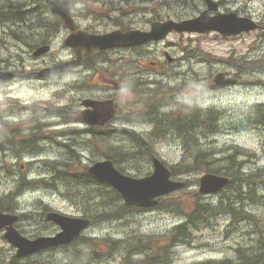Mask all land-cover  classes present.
<instances>
[{
  "label": "rangeland",
  "instance_id": "1",
  "mask_svg": "<svg viewBox=\"0 0 264 264\" xmlns=\"http://www.w3.org/2000/svg\"><path fill=\"white\" fill-rule=\"evenodd\" d=\"M206 39H202L198 36L188 37L187 43L182 49L173 50L172 54L176 58V63L172 67L165 66L164 71L161 75L157 76L154 74V69L150 66V62L155 60L153 54L150 50L142 49L132 60L131 58H126L129 62L131 69L137 71L139 79L148 76L154 84V88L157 93L163 91L171 90L172 92L178 93L181 91L183 94H187L190 99L198 101L199 106H211L215 108L216 113L221 121H226L227 116H229V123L225 129H222L220 133L208 136L203 142L216 147L225 146H240L247 152L255 151L258 155V160L252 162L249 165L251 170H259L264 166V130L254 131L251 130L248 125L240 126L239 124L248 123L247 119L250 117L252 112V107L256 103L264 101V84H261L257 79L264 81V67L258 68L256 70H251L253 65L251 62L250 49H248V43L240 46L239 42H234V46L230 44H223L221 46L209 45L205 43ZM2 51L4 45H0ZM189 48L186 51H194L192 56L186 61L184 66L183 62L186 60V54L184 53L185 48ZM261 54H264V48L258 49ZM184 54V55H183ZM115 60V58H113ZM241 59V60H237ZM105 68V67H103ZM114 69L116 67H113ZM172 69L173 77H168L169 69ZM238 68V69H237ZM220 71H229L230 73L240 74L242 78H247V80L242 84V87L235 89L234 86L229 88H223L217 85L212 86L211 81L216 74ZM208 79V82H205ZM255 79V80H250ZM140 84V82H138ZM29 90H34L35 87H26ZM41 88V87H37ZM194 93L196 95H194ZM190 119L185 120L188 123ZM223 124V123H222ZM181 134L185 132L184 128H180ZM154 148L156 152L164 159L165 162L173 165L183 154V146L179 141H170L167 145L164 142L154 143ZM188 156L194 155L198 151L194 150V153L188 152V147H185ZM200 149V148H199ZM192 151V149H191ZM206 151V150H205ZM204 153V151L202 150ZM90 153H88L89 155ZM204 154L208 155V152ZM41 157H57L56 154L50 150H47ZM59 157V156H58ZM82 163V162H81ZM0 165H3V158H0ZM134 168L131 165L126 164V170L132 174ZM0 169V196L4 197L5 192L2 189H7L9 186L10 176H2L3 172ZM6 178V179H3ZM194 180V177L192 178ZM224 196V195H222ZM208 201L211 199H207ZM253 206H245L244 208L236 209L237 217L234 219L233 215L222 216L220 214H214L212 212H207L206 219L203 220L205 228L202 230H197V233H193L192 243L187 244V246L177 248L175 255L174 264H206L208 260L212 259H223L227 254L232 253V248L234 246V239L227 241L223 236V231L225 229H230L226 227V221L230 226L232 221L239 220L242 224L245 219H251L254 213H262L264 204L262 208H252ZM71 213H76L75 210L69 211ZM31 216H27L29 218ZM183 218L168 214V213H155L154 215L139 214L131 225V222L126 221L128 227L126 228L122 222L117 224H112L102 228V233H113L117 234L119 230L123 233L122 236L126 235V230L128 233L131 231L140 232L136 229V226L142 229V234L155 237L151 241V246L153 252H157L160 246V239L163 236L169 235L176 224L180 223ZM219 224L216 226V224ZM40 225L35 224L25 230V237L29 240H34L38 236L39 230H41ZM206 229V230H205ZM231 233L233 231L231 230ZM111 235V234H110ZM228 237H231L228 236ZM236 240V238H235ZM43 242V241H40ZM238 243H244L250 246L248 242L256 245L255 242L247 241L243 242L241 240H236ZM27 247L30 243L25 244ZM2 252H5L7 248H0Z\"/></svg>",
  "mask_w": 264,
  "mask_h": 264
},
{
  "label": "trees",
  "instance_id": "2",
  "mask_svg": "<svg viewBox=\"0 0 264 264\" xmlns=\"http://www.w3.org/2000/svg\"><path fill=\"white\" fill-rule=\"evenodd\" d=\"M254 111L256 112L257 116H254L252 120H250L251 126L255 128H263L264 129V104H260L255 106ZM187 127V125L185 126ZM184 127V128H185ZM185 132L187 134H190L191 131L186 128ZM192 137H194V131H192ZM249 156V154H248ZM206 157H210L209 155L204 154L201 150H199L196 154H194L192 157H189L188 162L181 163L179 165V170L181 172H199V171H205V172H212V173H218V174H224L229 175L233 182L235 180L236 185L239 186V191L237 190H231L229 194L226 195L225 200L221 201L220 209L231 212L233 210L234 205L240 204L244 201L245 198L248 199H257L259 202L263 201V188H264V181L261 183H258V181H255L253 186H249V190H241L242 189V180L240 177V174L242 172V162L237 160L235 158V155H227L223 156L222 158L216 159L217 162L215 163H208L206 165V168L203 169L202 165L204 161L206 160ZM233 185V184H232ZM231 185V187H232ZM206 204L200 202L197 200V203L194 207L193 213L190 214V217L199 218L203 214V211L205 209ZM217 208H215L213 211H216ZM195 212V214H194ZM181 235L184 234L187 236L190 234L189 230L186 229L185 226L179 227Z\"/></svg>",
  "mask_w": 264,
  "mask_h": 264
},
{
  "label": "water",
  "instance_id": "3",
  "mask_svg": "<svg viewBox=\"0 0 264 264\" xmlns=\"http://www.w3.org/2000/svg\"><path fill=\"white\" fill-rule=\"evenodd\" d=\"M156 173L155 175L147 180L144 181H132L130 180L129 183L135 188H141L148 181L153 182L152 192L156 195L165 194L170 192L175 188V186L169 181L170 173L169 171L158 161L155 163ZM226 181H222L219 179H215L212 176H206L202 179V191L203 192H216L218 191Z\"/></svg>",
  "mask_w": 264,
  "mask_h": 264
},
{
  "label": "flooded vegetation",
  "instance_id": "4",
  "mask_svg": "<svg viewBox=\"0 0 264 264\" xmlns=\"http://www.w3.org/2000/svg\"><path fill=\"white\" fill-rule=\"evenodd\" d=\"M118 1H121V3H119V9H117L118 11H122L123 10V7H122V3H123V1H126V0H118ZM219 1V3L221 4L222 3V1L221 0H218ZM155 7L156 6H154V8L152 9V11L153 12H155ZM229 8V7H228ZM228 8H225V7H223V10H226V9H228ZM160 19L162 18L161 16H158Z\"/></svg>",
  "mask_w": 264,
  "mask_h": 264
}]
</instances>
